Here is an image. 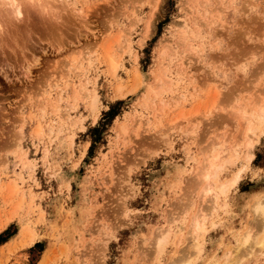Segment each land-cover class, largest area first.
I'll use <instances>...</instances> for the list:
<instances>
[{
    "label": "rangeland",
    "instance_id": "374dc122",
    "mask_svg": "<svg viewBox=\"0 0 264 264\" xmlns=\"http://www.w3.org/2000/svg\"><path fill=\"white\" fill-rule=\"evenodd\" d=\"M190 1L56 0L26 4L14 35L0 26V264L176 262L200 149L224 135L214 151L235 149L244 171L190 264H222L247 228L264 235L250 210L264 194V0Z\"/></svg>",
    "mask_w": 264,
    "mask_h": 264
},
{
    "label": "bare ground",
    "instance_id": "6f19581e",
    "mask_svg": "<svg viewBox=\"0 0 264 264\" xmlns=\"http://www.w3.org/2000/svg\"><path fill=\"white\" fill-rule=\"evenodd\" d=\"M54 2L56 3V0H0V26L1 27L6 26L7 29L12 32V34L10 33L9 35H14V34L18 33V29H19L20 24H21V21H20V23H18L16 20L19 21V19L24 14L26 16H28V11H27L28 9H26V4H28L29 7L33 6L32 8L37 7V8H39V10L41 9L43 11H48L49 9L52 8V6H54ZM59 2L62 4V5L60 4V6H63L64 8L66 5L70 4L69 0H59ZM187 2H188V0H187ZM190 2H192V0ZM6 5L8 7L4 8V6H6ZM54 7H56V6H54ZM134 11H136V9L133 10V13H134ZM131 14H132V12H131ZM25 15H24V17H25ZM29 15H30V13H29ZM2 25H4V26H2ZM6 30H4V31H6ZM7 31H6V33L8 34L9 32H7ZM116 33H117V31H116ZM118 33H120V31H118ZM183 34L184 33L181 32L178 36L179 39L182 41V43L184 41ZM125 40H127V39H125ZM173 40H175V39H173ZM127 44H129V42H127ZM23 45L27 46L26 44H23ZM168 47H170V46H168ZM168 47L166 46V47L161 49V51H162L161 55L164 54V52L168 49ZM32 51L34 53V50H32ZM28 52H29V50H28ZM81 58H82V60L87 59L86 57L85 58L81 57ZM108 61H109L108 63H109V69H110L111 73H116V70H117L116 61L114 59H112L111 57L110 58L108 57ZM77 63H78V61H77ZM79 63H80V61H79ZM53 86H55V85H53ZM218 86L216 85L215 87H218ZM217 95L218 94H216V96ZM257 98L261 99L260 97H257ZM224 99H226V98H224ZM261 102L258 105V107L256 106V108L258 109L259 114H260L257 116L262 118V116L264 115V99ZM255 103H256V101L252 102L253 105ZM249 104H251V103H249ZM256 104H258V102ZM235 114L238 115L239 112H236ZM250 116L253 117L252 114H250ZM251 117H249V118L251 119ZM253 130H254V123L252 121H249L246 125V129L244 131V134L241 137L242 139H244L241 144H244L243 148L245 147L244 148L245 152L243 150V155H244L243 157H245V159H246L245 162L250 161L253 158V153H252V146H253V142H254V140L252 139ZM36 131H37V133H40L41 127L38 126ZM216 135H217V133H216ZM232 137H234V136H232ZM224 139H228V137L226 138L224 135L222 139H219L220 141L217 139V137H214L211 139V141L209 142L207 147L202 148V149H205L204 150L205 152H203L202 149H200L203 157L200 161V165H198L199 170L196 173L197 176L193 182L194 184H198V185H196L195 188L194 187L193 188L196 189V187L197 188L199 186H202V187H201V190L198 191L200 194L198 193V196H197L198 197L197 200L200 201V204L199 205L196 204V206H197L196 211L192 215V217L190 218L191 220L189 219L190 221H189V225H188L189 226L188 239L190 240V244L188 245L187 251L185 250L186 253L183 255L184 257H186L184 259V261H182L183 260V258H182L183 256H182L181 258H176L177 261L171 262V264H190L191 263L190 261L192 260V256L194 254H197L198 252L202 251L201 250V242H202L201 239H203L205 233H207V231H208L207 227L208 226L211 229L213 227H215L216 223L218 222L217 215H218L220 209L222 208V206L224 207V205L220 204V201H222L221 196L228 193L230 188L237 182V180L241 177V175L244 171L243 166H241L239 168H235L238 165V160H237L238 154H237L235 149L231 150V148H230V147L238 146L240 143L239 139L233 138V141L230 139L231 143H230V145H228L229 146L228 148H230L229 150H231V152L225 158L222 157L223 159L220 158V152L214 151L215 150L214 145H220L222 143V140H224ZM238 151H239V148H238ZM223 168L234 169L233 170L234 174L232 177L227 178L223 182H218L217 175ZM191 186H193V185H191ZM190 200H191V198H190ZM206 201L209 202V205L205 206L204 203ZM252 207H253V209H250V210L253 211L254 212L253 215H255V219L252 218V223H254V225L256 224L257 226H261L262 227L261 229H263L264 228V194L257 201L254 202V206L252 205ZM206 213L210 214L213 217L212 221L209 220L211 222L208 221V223H209L208 226L206 224L207 221L205 222V218L208 215ZM218 225H219V223H218ZM217 227H216V229H217ZM156 229H158V228H156ZM169 231H170V227L169 228L167 227V228H164L162 230H158L156 232L154 244H155V248H156L157 252H161L163 250L164 244L167 243V236L169 234ZM257 232H259V231H257ZM257 235H258V233H257ZM238 237L239 238L236 241L237 246L233 249V251L231 253H228L229 256L226 254L227 257L226 258L224 257V262L222 264H251V261H253V260H255V262L257 260L258 261L257 263H259V264H264V235H262L261 237L260 236L257 237L256 233L252 232L250 228H247L242 233V235L241 236L238 235Z\"/></svg>",
    "mask_w": 264,
    "mask_h": 264
}]
</instances>
